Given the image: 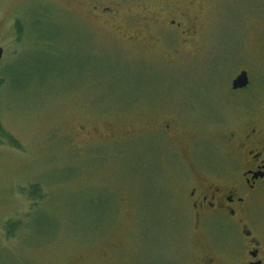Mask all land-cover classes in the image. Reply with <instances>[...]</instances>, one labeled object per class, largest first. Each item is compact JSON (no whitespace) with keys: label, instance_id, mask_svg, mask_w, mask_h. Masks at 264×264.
I'll return each mask as SVG.
<instances>
[{"label":"rangeland","instance_id":"rangeland-1","mask_svg":"<svg viewBox=\"0 0 264 264\" xmlns=\"http://www.w3.org/2000/svg\"><path fill=\"white\" fill-rule=\"evenodd\" d=\"M203 1L200 54L167 61L134 32L142 0H0V127L17 143L0 132V264H188L184 171L221 164L219 130L264 102V0ZM164 116L169 137L149 129Z\"/></svg>","mask_w":264,"mask_h":264},{"label":"flooded vegetation","instance_id":"flooded-vegetation-1","mask_svg":"<svg viewBox=\"0 0 264 264\" xmlns=\"http://www.w3.org/2000/svg\"><path fill=\"white\" fill-rule=\"evenodd\" d=\"M142 1L143 9L133 14L138 23L133 27L147 38L149 53L163 55L167 61L183 52L186 60L197 59L203 46L196 39L204 38V24L210 21L205 19L208 5L203 0ZM254 54L264 61L258 45ZM242 70L246 85L233 88L232 79ZM235 76L229 84L232 92L246 90L251 80L248 69H239ZM259 106L219 130L214 141L226 153L221 164L200 157L195 173L183 172L186 183L177 195L176 209L193 238L188 264H264V102ZM167 120L155 117L149 129L169 137L178 129ZM218 167L229 169L228 174L218 172Z\"/></svg>","mask_w":264,"mask_h":264},{"label":"trees","instance_id":"trees-1","mask_svg":"<svg viewBox=\"0 0 264 264\" xmlns=\"http://www.w3.org/2000/svg\"><path fill=\"white\" fill-rule=\"evenodd\" d=\"M18 21H16V24H17ZM0 132L2 135L4 136H7L10 143L13 144V145H16V140L11 138L1 127H0ZM40 190H39V187H37L36 185H32L31 187V190H30V193L33 197H41V194L39 193ZM15 223H12L11 221L10 222H7L6 223V230H7V234L8 236H10V233L13 232L14 228H15Z\"/></svg>","mask_w":264,"mask_h":264},{"label":"water","instance_id":"water-1","mask_svg":"<svg viewBox=\"0 0 264 264\" xmlns=\"http://www.w3.org/2000/svg\"><path fill=\"white\" fill-rule=\"evenodd\" d=\"M2 47L0 46V59L2 57ZM247 82V74L245 73V71H240L239 74H237L235 76L234 79H232L231 85L233 88L235 87H243L246 85Z\"/></svg>","mask_w":264,"mask_h":264}]
</instances>
